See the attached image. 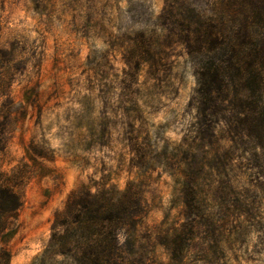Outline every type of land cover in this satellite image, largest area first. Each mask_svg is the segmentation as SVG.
<instances>
[{
    "label": "rangeland",
    "instance_id": "374dc122",
    "mask_svg": "<svg viewBox=\"0 0 264 264\" xmlns=\"http://www.w3.org/2000/svg\"><path fill=\"white\" fill-rule=\"evenodd\" d=\"M214 1L0 0V182L22 200L0 264H78L55 213L105 185L141 197V264H264V148L201 97L179 29Z\"/></svg>",
    "mask_w": 264,
    "mask_h": 264
},
{
    "label": "trees",
    "instance_id": "16d2710c",
    "mask_svg": "<svg viewBox=\"0 0 264 264\" xmlns=\"http://www.w3.org/2000/svg\"><path fill=\"white\" fill-rule=\"evenodd\" d=\"M214 4L216 11L196 24L179 22L198 92L204 100L220 98L239 109L240 124L264 148V0ZM21 202L20 194L0 182V232ZM185 204L195 206L193 195H186ZM144 212L131 185L123 190L105 185L95 191L84 186L71 191L64 209L55 213L51 241L78 264H141L124 245ZM178 236L170 241L173 250Z\"/></svg>",
    "mask_w": 264,
    "mask_h": 264
}]
</instances>
